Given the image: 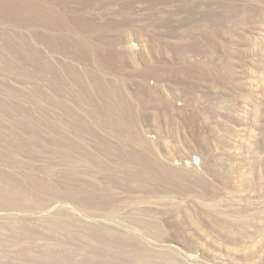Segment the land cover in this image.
I'll use <instances>...</instances> for the list:
<instances>
[{"label":"rangeland","instance_id":"1","mask_svg":"<svg viewBox=\"0 0 264 264\" xmlns=\"http://www.w3.org/2000/svg\"><path fill=\"white\" fill-rule=\"evenodd\" d=\"M0 264H264V0H0Z\"/></svg>","mask_w":264,"mask_h":264},{"label":"bare ground","instance_id":"2","mask_svg":"<svg viewBox=\"0 0 264 264\" xmlns=\"http://www.w3.org/2000/svg\"><path fill=\"white\" fill-rule=\"evenodd\" d=\"M126 157V156H125ZM124 157V158H125ZM128 157V156H127ZM128 158H130V155H129V157ZM128 158H125V160H127ZM134 161V160H133ZM137 164L139 163V162H137V161H135ZM142 162L143 163H148V164H150V163H152V159L149 157V156H146L145 158H143V160H142ZM131 176L132 177H138L139 175H140V172L138 173V172H135V171H132L131 173ZM129 174V175H130ZM176 177V176H175Z\"/></svg>","mask_w":264,"mask_h":264}]
</instances>
